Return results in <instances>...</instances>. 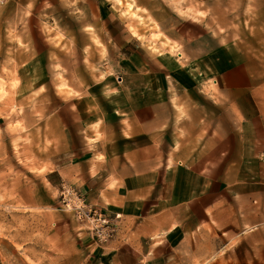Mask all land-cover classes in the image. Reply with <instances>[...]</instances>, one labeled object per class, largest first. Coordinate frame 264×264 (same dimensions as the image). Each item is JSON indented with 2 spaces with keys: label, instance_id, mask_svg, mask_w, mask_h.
Here are the masks:
<instances>
[{
  "label": "crops",
  "instance_id": "crops-1",
  "mask_svg": "<svg viewBox=\"0 0 264 264\" xmlns=\"http://www.w3.org/2000/svg\"><path fill=\"white\" fill-rule=\"evenodd\" d=\"M36 1L2 0L0 26L26 10L33 42ZM110 15L98 4V19ZM99 25H82L89 40L76 45L97 48L94 33L109 50L113 25ZM163 32L187 49L210 34L191 18ZM120 49L118 60L107 52L108 74L37 121L29 106L25 120L11 115L10 133L1 118L0 194H15L23 212L4 216L0 203V264H170L211 252L217 239L234 242L237 264H264L262 74L208 49L185 64L190 90L161 54L132 38ZM209 80L211 93L195 88ZM61 181L110 216L108 239L60 207Z\"/></svg>",
  "mask_w": 264,
  "mask_h": 264
},
{
  "label": "rangeland",
  "instance_id": "rangeland-1",
  "mask_svg": "<svg viewBox=\"0 0 264 264\" xmlns=\"http://www.w3.org/2000/svg\"><path fill=\"white\" fill-rule=\"evenodd\" d=\"M98 4L100 9L109 7L112 11L103 22L96 16ZM22 11L17 22L6 19L0 26V120H6L5 131L9 133L16 129L10 119L12 114L25 120L29 106L37 121L61 97L74 96L108 74L107 52L118 60L122 53L120 45L130 38L150 55L161 54L165 72L175 73L179 85L183 83L190 90L194 85L185 64L208 49L213 55L227 52L230 61L242 59L253 66L257 74H262L259 88L264 89V0H39L35 5L33 42L30 33L27 40L22 21L27 11ZM187 18L201 20L210 31L205 40L188 49L163 32ZM98 20L103 31L105 22L113 25L114 35L109 33L105 39L109 50L94 33L90 39L97 48H80L82 41L89 40L81 39V26L91 30ZM76 41L80 43L76 45ZM198 87L209 93L215 90L212 80L195 88ZM18 139L21 142L22 138ZM43 171L40 167L38 172ZM9 174L16 177L20 172L10 169ZM13 195L0 194V203L5 204L4 216L23 212L21 204H12ZM221 243L217 239L212 242L211 252L200 253L193 259H173L170 264H237L234 242L220 248Z\"/></svg>",
  "mask_w": 264,
  "mask_h": 264
},
{
  "label": "built area",
  "instance_id": "built-area-1",
  "mask_svg": "<svg viewBox=\"0 0 264 264\" xmlns=\"http://www.w3.org/2000/svg\"><path fill=\"white\" fill-rule=\"evenodd\" d=\"M59 205L72 212L77 219L87 221L98 240L105 241L112 234L110 216L100 208L89 205L83 194L65 181L59 184Z\"/></svg>",
  "mask_w": 264,
  "mask_h": 264
}]
</instances>
